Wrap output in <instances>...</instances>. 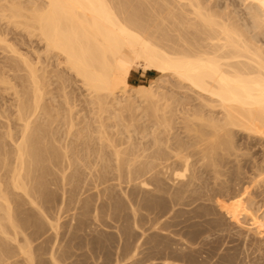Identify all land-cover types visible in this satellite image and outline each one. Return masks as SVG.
I'll return each mask as SVG.
<instances>
[{
    "label": "bare ground",
    "instance_id": "obj_1",
    "mask_svg": "<svg viewBox=\"0 0 264 264\" xmlns=\"http://www.w3.org/2000/svg\"><path fill=\"white\" fill-rule=\"evenodd\" d=\"M244 1L252 5V28L262 30L264 0ZM233 20L202 0H0V55L4 59L0 61V91L13 96L10 110H0L4 129L0 137L4 157L0 161V264L11 254L6 243L9 233L21 228L17 199L34 203L33 170L44 161L72 162L69 146L64 152L55 147L56 126L67 121L69 131L73 127L66 94L67 83L72 81L69 72L97 107L99 138L112 149L120 174L128 160L108 136L106 130L112 125L107 121L125 124V114L138 108L137 97L151 108L158 133L155 150L132 168L138 175L133 181L148 206L163 202L142 177L156 166L168 170L169 159L184 169L174 174L183 179L176 190L182 196L196 186L197 164L218 175L223 165L239 168L242 158L249 155L250 177L234 194L222 195L228 202L219 204L228 207L236 223L241 213L247 215L250 230L259 233L263 219L254 210L255 198L246 185L253 179L258 197L264 198V51L253 42L257 35L247 36L248 29ZM24 45L29 49L24 51ZM51 59L57 64L53 70ZM139 64L157 76L151 84L132 87L130 78ZM164 78L176 80L194 97L177 99L180 108L169 110V99L155 90ZM59 97L63 100H56ZM14 128L21 129L18 138ZM125 128L130 133L136 126ZM237 138L257 153L244 152ZM7 139L12 146L9 152ZM128 155L136 160L141 153ZM9 158L14 159L13 169L3 173ZM152 181L158 190L168 182L175 185L158 175ZM218 219L216 215L214 220ZM14 250L29 260V245H17ZM149 252L137 249L133 257Z\"/></svg>",
    "mask_w": 264,
    "mask_h": 264
},
{
    "label": "rangeland",
    "instance_id": "obj_2",
    "mask_svg": "<svg viewBox=\"0 0 264 264\" xmlns=\"http://www.w3.org/2000/svg\"><path fill=\"white\" fill-rule=\"evenodd\" d=\"M202 1L213 11L231 16L243 30L248 29L247 36L257 35L253 42L264 51V28H252L251 4L244 0ZM24 48L29 49L28 45ZM3 60L0 55V61ZM49 65L55 69L56 60L51 59ZM68 74L72 81L67 83L66 94L73 127L69 131L66 120L56 126L59 132L55 147L64 152L69 146L72 162L66 160L56 165L44 161L33 170L30 176L36 193L34 203L17 199L15 210L21 228L9 233L6 243L12 250L3 264H264V198L258 197L259 189L253 179L246 186L255 198L254 210L263 219L259 233L250 230L247 215L241 213L240 223H236L229 216L228 207L219 204L228 202L222 195L234 194L250 177L249 155L242 158L239 168L223 165L218 175L197 164L196 186L182 196H177L176 190L183 179L174 174L183 173L184 169L174 158L169 159L168 170L161 171V166H156L154 172L142 177L163 202L148 206L142 189L133 181L138 175L132 168L155 150L153 141L158 133L151 108L137 97L138 108L125 114V124L118 126L114 119L106 120L112 125L106 130L108 136L126 152L128 167L120 174L112 149L99 138L97 107L80 80L73 73ZM156 76V72L139 64L133 70L130 86L151 84ZM155 90L169 99L166 102L169 110L180 108L177 99L194 97L187 87L172 78L155 84ZM12 100V94L0 91V110H10ZM108 116L104 114L105 118ZM128 124L136 129L127 132ZM20 130L14 128L16 138ZM3 132L0 127V137ZM236 142L244 152L257 153L246 141L237 138ZM5 149L7 152L12 149L8 139ZM132 151H139L141 156L133 160L128 155ZM3 159L0 155V161ZM7 164L3 173L13 169L14 159L9 158ZM157 175L165 183L173 181L175 185L168 182L158 190L152 181ZM216 215L218 220H214ZM169 242L174 244L164 247ZM17 245H29V260L15 253ZM137 249L141 253L150 252L133 257Z\"/></svg>",
    "mask_w": 264,
    "mask_h": 264
}]
</instances>
